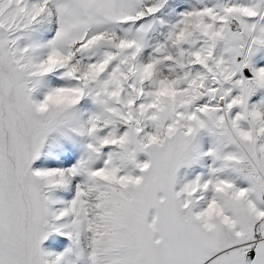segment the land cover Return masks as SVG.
<instances>
[{"label": "snow or ice", "instance_id": "6c2138e0", "mask_svg": "<svg viewBox=\"0 0 264 264\" xmlns=\"http://www.w3.org/2000/svg\"><path fill=\"white\" fill-rule=\"evenodd\" d=\"M0 264H264V0H0Z\"/></svg>", "mask_w": 264, "mask_h": 264}]
</instances>
